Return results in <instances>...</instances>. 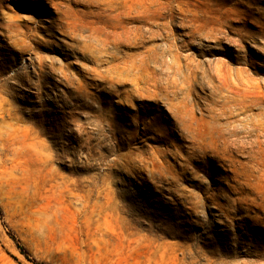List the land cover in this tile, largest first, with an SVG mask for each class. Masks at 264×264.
<instances>
[{"label":"rangeland","instance_id":"374dc122","mask_svg":"<svg viewBox=\"0 0 264 264\" xmlns=\"http://www.w3.org/2000/svg\"><path fill=\"white\" fill-rule=\"evenodd\" d=\"M263 141L264 0H0V264H264Z\"/></svg>","mask_w":264,"mask_h":264},{"label":"bare ground","instance_id":"6f19581e","mask_svg":"<svg viewBox=\"0 0 264 264\" xmlns=\"http://www.w3.org/2000/svg\"><path fill=\"white\" fill-rule=\"evenodd\" d=\"M39 1H41V0H39ZM53 7V6H52ZM54 9H55V7H54ZM57 18V17H56ZM47 21V20H46ZM196 30V29H195ZM135 32V31H134ZM200 32V31H199ZM166 34V33H165ZM210 36V35H209ZM186 37V36H185ZM184 37V38H185ZM178 38V37H177ZM192 38V37H191ZM175 40V39H174ZM178 40V39H177ZM106 45V44H105ZM179 48V47H178ZM186 50V49H185ZM186 52H188V51H186ZM186 52H185V54H186ZM145 58V57H144ZM222 58V57H221ZM89 59V58H88ZM169 59V58H168ZM224 59V58H223ZM195 59H193V61H194ZM224 60H226V59H224ZM234 60V59H233ZM235 60H236V58H235ZM234 60V61H235ZM90 61V60H89ZM195 61H197V60H195ZM194 61V62H195ZM234 61H232V62H234ZM94 63V62H93ZM190 63V62H189ZM206 63V62H205ZM93 67V66H92ZM112 67V66H111ZM97 68V67H96ZM96 70V69H95ZM101 70V69H100ZM42 71V70H41ZM97 71H99V70H97ZM144 72V71H143ZM96 75V74H95ZM105 75V74H104ZM106 76H108V75H106ZM93 78V77H92ZM107 78V77H106ZM60 79V78H59ZM58 79V80H59ZM95 81V80H94ZM118 81V80H117ZM99 82V81H98ZM129 82V81H128ZM118 85V84H117ZM165 90V89H164ZM159 99V98H158ZM162 99V98H161ZM107 105V104H106ZM164 105H166V104H164ZM147 109V108H146ZM171 110V109H170ZM169 112V111H168ZM172 113V112H171ZM173 118V117H172ZM166 119V118H165ZM132 121V120H131ZM146 122V121H145ZM185 123V122H184ZM119 124V123H118ZM147 124V123H146ZM130 128V127H129ZM176 128V127H175ZM155 129V128H154ZM261 132V131H260ZM156 138V137H155ZM234 138H235V136H234ZM129 140V139H128ZM164 142V141H163ZM264 142V141H263ZM238 143V142H237ZM240 143V142H239ZM99 145V144H98ZM127 145V144H126ZM262 145V144H261ZM243 146V145H242ZM206 149V148H205ZM147 151V150H146ZM160 151V150H159ZM148 152V151H147ZM161 152V151H160ZM184 152V151H183ZM247 152H248V150H247ZM147 154V153H146ZM146 156V155H145ZM144 156V157H145ZM148 157V156H147ZM151 157V156H150ZM124 158V157H123ZM128 158V157H127ZM225 158V157H224ZM121 161V160H120ZM149 161V160H148ZM156 164V163H155ZM115 171V170H114ZM155 171V170H154ZM144 180V179H143ZM147 180V179H146ZM164 229V228H163ZM181 233V232H180Z\"/></svg>","mask_w":264,"mask_h":264}]
</instances>
